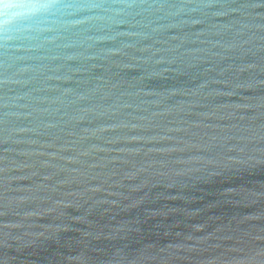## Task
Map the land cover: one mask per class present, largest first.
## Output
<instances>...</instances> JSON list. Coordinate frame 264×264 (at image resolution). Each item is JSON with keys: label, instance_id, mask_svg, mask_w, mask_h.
Returning <instances> with one entry per match:
<instances>
[{"label": "water", "instance_id": "obj_1", "mask_svg": "<svg viewBox=\"0 0 264 264\" xmlns=\"http://www.w3.org/2000/svg\"><path fill=\"white\" fill-rule=\"evenodd\" d=\"M0 264H264V0H0Z\"/></svg>", "mask_w": 264, "mask_h": 264}]
</instances>
